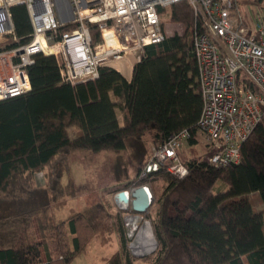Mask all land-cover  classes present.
I'll return each mask as SVG.
<instances>
[{
	"label": "trees",
	"instance_id": "obj_1",
	"mask_svg": "<svg viewBox=\"0 0 264 264\" xmlns=\"http://www.w3.org/2000/svg\"><path fill=\"white\" fill-rule=\"evenodd\" d=\"M11 11L25 42L33 30L28 9L17 4ZM159 13L185 29L146 46L131 80L108 64L97 79L72 84L54 55L37 53L28 67L31 90L0 100V264H70L86 249L102 202L49 219L59 200L81 190L63 182L75 152L126 150L147 132L158 146L185 128L192 133L189 145L199 142L203 100L193 44L199 21L187 0ZM91 33L100 40L97 26ZM72 126L81 133L71 136ZM182 160L189 170L183 179L165 167L146 172L141 161L134 179L112 189L161 183L147 215L158 244L134 255L117 212L109 233L117 232L119 248L106 264H264V208L257 211L250 199L259 192L264 204V117L243 143L240 162L216 166L201 155Z\"/></svg>",
	"mask_w": 264,
	"mask_h": 264
},
{
	"label": "built area",
	"instance_id": "obj_2",
	"mask_svg": "<svg viewBox=\"0 0 264 264\" xmlns=\"http://www.w3.org/2000/svg\"><path fill=\"white\" fill-rule=\"evenodd\" d=\"M177 1L0 0V100L31 90L28 67L37 53L54 55L63 79L72 84L97 79L104 65L120 71L123 59L134 65L146 46L165 39L159 8ZM187 1L200 25L193 44L203 100L198 130L206 145L204 160L216 166L238 163L243 143L264 117V5L260 11L254 4L248 15L236 0ZM17 4L26 5L33 27L25 42L12 16ZM94 26L100 30L98 41L92 37ZM191 138L185 128L153 146L145 171L165 167L183 179L189 170L181 151ZM132 216L124 217L130 227Z\"/></svg>",
	"mask_w": 264,
	"mask_h": 264
},
{
	"label": "rangeland",
	"instance_id": "obj_3",
	"mask_svg": "<svg viewBox=\"0 0 264 264\" xmlns=\"http://www.w3.org/2000/svg\"><path fill=\"white\" fill-rule=\"evenodd\" d=\"M264 1V0H263ZM236 3L241 6L243 13L252 14V6L257 4L260 11L264 2L259 0H236ZM263 3V4H262ZM162 21L164 22V29L166 35L174 34L175 32L182 33L184 25L179 23H172L169 20L168 14H162ZM120 71L128 76L131 73L132 66L126 60L119 63ZM123 102L122 99L119 100ZM119 116H121V109H117ZM72 135L80 134L81 129L76 126L69 128ZM154 145L152 133L147 132L140 142H133L126 150H82L73 154L71 160V171L64 175L63 182L72 181L81 190L75 197H67L59 200L55 206L54 214L49 216V219L58 220L66 218L78 211H86L95 207L97 203H103L104 207L96 209L98 217H96V233L86 244V249L78 253L70 264H106L111 255L119 248V240L117 232L109 233V227L115 226V214L120 213L119 219L125 230V234L129 239V246L136 240L144 220L148 213L152 210L153 205L150 206L145 213H135L131 210H125L118 206L115 201V191L112 190L117 186H122L124 183L136 177L138 166L141 161L147 163L152 147ZM206 154V145L204 138L199 132V142L191 147L187 145L181 151L182 159H188L196 155H201L203 158ZM40 181L43 180V173L38 174ZM161 183L156 182L154 187H151L155 194L161 192ZM112 190V191H111ZM251 202L257 211L264 208L261 200V194L256 192L250 196ZM127 212L139 216L138 227L132 231V226L126 225L124 217ZM122 213V214H121Z\"/></svg>",
	"mask_w": 264,
	"mask_h": 264
},
{
	"label": "water",
	"instance_id": "obj_4",
	"mask_svg": "<svg viewBox=\"0 0 264 264\" xmlns=\"http://www.w3.org/2000/svg\"><path fill=\"white\" fill-rule=\"evenodd\" d=\"M114 198L120 208L125 210H132L135 213L147 212L150 206H152L155 199L153 190L149 184H143L133 188L121 190L115 194ZM146 221L150 222L149 220ZM154 239L155 245L150 251L143 254H137L132 249V253L137 256H143L148 253H151L153 250H155L158 244L155 235Z\"/></svg>",
	"mask_w": 264,
	"mask_h": 264
},
{
	"label": "bare ground",
	"instance_id": "obj_5",
	"mask_svg": "<svg viewBox=\"0 0 264 264\" xmlns=\"http://www.w3.org/2000/svg\"><path fill=\"white\" fill-rule=\"evenodd\" d=\"M140 218L139 216H132L129 221L132 228L133 232L134 230H136V228L138 227V225H135V221L139 222ZM140 231L136 237V240L134 241L133 244V249L135 251V253L137 254H143L146 253L148 251H150L154 245H155V239H154V235H153V231L151 228V224L148 221H144L141 228H139Z\"/></svg>",
	"mask_w": 264,
	"mask_h": 264
},
{
	"label": "crops",
	"instance_id": "obj_6",
	"mask_svg": "<svg viewBox=\"0 0 264 264\" xmlns=\"http://www.w3.org/2000/svg\"><path fill=\"white\" fill-rule=\"evenodd\" d=\"M123 60H126L127 62H128V64L130 65V66H132V70H131V73H130V75H128V76H125L121 71V73L127 78V79H129V80H131V78H132V71H133V64L129 61V60H127V59H123ZM122 61V60H121ZM118 115H119V113H118ZM119 118H120V121H123V118H122V114H121V116H119ZM37 180L38 181H40L39 180V178H38V175H37ZM40 182H42V181H40Z\"/></svg>",
	"mask_w": 264,
	"mask_h": 264
},
{
	"label": "flooded vegetation",
	"instance_id": "obj_7",
	"mask_svg": "<svg viewBox=\"0 0 264 264\" xmlns=\"http://www.w3.org/2000/svg\"><path fill=\"white\" fill-rule=\"evenodd\" d=\"M136 224L138 225V222L135 221V225H136Z\"/></svg>",
	"mask_w": 264,
	"mask_h": 264
}]
</instances>
